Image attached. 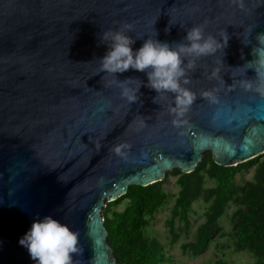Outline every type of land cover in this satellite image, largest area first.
<instances>
[{
  "label": "water",
  "instance_id": "obj_1",
  "mask_svg": "<svg viewBox=\"0 0 264 264\" xmlns=\"http://www.w3.org/2000/svg\"><path fill=\"white\" fill-rule=\"evenodd\" d=\"M194 26L228 41L188 58L196 99L182 117L145 72L99 73L104 33L123 31L136 51L148 38L186 42ZM260 33L264 0H0V264H35L19 240L45 216L79 231L80 264H126L107 240V202L193 171L206 151L223 166L264 153V96L245 65ZM116 78L142 82L135 103Z\"/></svg>",
  "mask_w": 264,
  "mask_h": 264
},
{
  "label": "trees",
  "instance_id": "obj_2",
  "mask_svg": "<svg viewBox=\"0 0 264 264\" xmlns=\"http://www.w3.org/2000/svg\"><path fill=\"white\" fill-rule=\"evenodd\" d=\"M253 166L255 173L252 179L245 185H238L235 175ZM202 172L215 181V187L206 193V199H210L206 221L197 228L195 240L188 243L187 247L193 254L205 251L218 233L215 224L217 219L233 202L238 205L231 226L235 246L253 254L256 257L255 264H264V153L234 166H223L216 164L211 153L206 151L193 171L183 173L178 169L172 170V174L178 175V192L169 220L174 238L177 237L173 228L176 218L184 227L189 225L191 203L202 191ZM163 181L146 186L131 184L126 193L107 202L103 208L107 240L117 261L126 264H163L166 261L162 244L146 229L154 213L166 203ZM124 198V208L115 210L113 206ZM213 264L224 263L217 259Z\"/></svg>",
  "mask_w": 264,
  "mask_h": 264
},
{
  "label": "clouds",
  "instance_id": "obj_3",
  "mask_svg": "<svg viewBox=\"0 0 264 264\" xmlns=\"http://www.w3.org/2000/svg\"><path fill=\"white\" fill-rule=\"evenodd\" d=\"M185 41L170 46L167 42L148 38L134 51L132 45L135 40L123 31L104 33L101 36V43L108 45V51L99 59V73L116 77L115 74L130 69L145 72L148 78L147 87L155 90L158 95L174 94L175 106L170 111L177 117H182L196 99L195 94L184 86L189 83L187 69L194 67V61L188 58L213 55L223 49L228 38H222L221 42L211 35L205 37L202 27L194 26L187 30ZM256 41L257 46L252 48V55L255 58L245 65L251 66L255 71L257 81L255 91L264 96V33L258 34ZM117 81L122 86V96L130 103H135L142 82L133 78ZM133 82L138 84L137 88L124 86ZM242 86L251 89L253 81L251 79L243 81ZM203 95L208 96L210 93L205 92ZM173 123L176 124L177 121L174 120ZM125 147L128 146L118 145L113 150L117 155H123L122 149ZM19 244L28 250L35 264H80V261L74 260L73 257L83 254L79 231L71 229L67 224H62L51 216L35 220L30 230L20 238Z\"/></svg>",
  "mask_w": 264,
  "mask_h": 264
},
{
  "label": "rangeland",
  "instance_id": "obj_4",
  "mask_svg": "<svg viewBox=\"0 0 264 264\" xmlns=\"http://www.w3.org/2000/svg\"><path fill=\"white\" fill-rule=\"evenodd\" d=\"M203 159V158H202ZM172 171V170H171ZM168 171L162 187L167 194L166 203L158 209L151 220L148 221L146 229L151 236H154L162 244L166 261L163 264H213L217 259H221L224 264H255L256 257L245 250H239L235 246V240L231 234L232 216L238 205L229 203L224 213L217 219L216 227L218 233L207 246L206 250L193 254L187 247L188 243L195 240L197 228L206 221V215L210 206V199H206L209 189L215 187V181L203 174V185L200 195L195 198L188 213L189 225L184 227L177 218L174 221V230L177 237L171 233L169 220L171 218L172 207L178 192L176 178L178 175ZM255 173V166L247 170H242L235 175L238 185H245L252 179ZM126 199L120 200L113 208L122 210ZM106 205V204H105Z\"/></svg>",
  "mask_w": 264,
  "mask_h": 264
}]
</instances>
